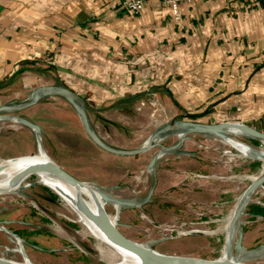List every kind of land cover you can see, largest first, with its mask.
Returning a JSON list of instances; mask_svg holds the SVG:
<instances>
[{
  "label": "crops",
  "instance_id": "crops-1",
  "mask_svg": "<svg viewBox=\"0 0 264 264\" xmlns=\"http://www.w3.org/2000/svg\"><path fill=\"white\" fill-rule=\"evenodd\" d=\"M125 1L0 0V100L21 85L30 99L41 86L69 88L85 99L97 134L120 149H132L142 135L147 143L173 119L243 122L264 132V0H178L180 19L166 0H147L138 14ZM49 98L58 99L50 112ZM25 110L56 146L50 158L104 189L125 190L131 169H148L157 155L104 150L62 96ZM172 135L178 142L180 135ZM219 139L192 134L176 150L160 152L149 206L171 218L204 220L224 204ZM37 142L24 126V151L32 154ZM240 224L243 247L264 254V197L250 200Z\"/></svg>",
  "mask_w": 264,
  "mask_h": 264
},
{
  "label": "rangeland",
  "instance_id": "rangeland-1",
  "mask_svg": "<svg viewBox=\"0 0 264 264\" xmlns=\"http://www.w3.org/2000/svg\"><path fill=\"white\" fill-rule=\"evenodd\" d=\"M30 96L29 92L27 95L24 94L22 85L16 86L6 95V100H0V106L24 102V99L28 101ZM3 100L8 102L3 104ZM56 100L58 99L50 100L49 98L48 112ZM31 112L32 110L24 111L23 109L1 113L12 118L0 120V159L34 155L39 152L38 142L32 154L30 148L29 153L24 151V125L18 119L26 118L25 114L31 115ZM159 128L155 130L158 131ZM170 134L152 142L151 149L154 153L158 155L166 147L176 144L177 137H171L174 135ZM143 136L139 137L138 144L133 143L130 148L146 146ZM166 136L172 139H166ZM215 142L218 143L215 148L219 150V161L226 167L227 176L220 179L224 185L221 188L222 194L226 196H221L220 202H225L224 204L219 205L218 208L209 209L211 212L209 211L210 216L207 215L208 219L190 220L189 216L180 217V215L171 218L165 215L163 208L152 209L149 206L148 201L153 194L151 192L154 190L155 181L152 172L156 164L150 171L145 165H142L140 169L132 168L131 176L122 180L125 190H107L93 182H84L115 197L142 203V206L131 208H117L113 203L105 205L110 215L118 217V227L130 239L148 244L153 249L166 254L221 258L226 254L225 247L228 241L227 233L224 231L226 219L233 213L251 182L261 175L264 167L263 160L247 153L250 150L264 152V141L252 140L250 137L235 133L229 135L227 140L219 139ZM207 145L208 143L204 144V148H207ZM41 146L49 157L53 149L56 151V146L45 137L41 140ZM48 149L51 152H48ZM63 154L68 156L70 153ZM162 156L163 154H159L157 161L162 160ZM164 162L165 160L163 161L165 165ZM61 166L73 176L75 175L73 171L79 170L62 162ZM125 166L127 167L128 164ZM78 177H84V174H79ZM25 185L27 186L23 185L16 192L0 193V257L18 263L31 264H132L136 262V259L126 251L106 241L101 235L89 231L63 196L47 184L40 182L38 176L30 177ZM157 195L158 200L164 202L167 200L164 192H159ZM262 197H264V186L252 195V200L262 202ZM176 202L180 201L176 200ZM241 228L239 224L235 233L232 257L245 264H264V254L261 250H246L242 240L243 252L238 250L237 243ZM196 230L208 234L188 233ZM21 247L28 255V260L23 256Z\"/></svg>",
  "mask_w": 264,
  "mask_h": 264
},
{
  "label": "water",
  "instance_id": "water-1",
  "mask_svg": "<svg viewBox=\"0 0 264 264\" xmlns=\"http://www.w3.org/2000/svg\"><path fill=\"white\" fill-rule=\"evenodd\" d=\"M47 96H62L68 102H70L79 113L80 118L82 119V122L84 124L85 130L88 133V135L92 138V140L104 150H107L115 154H120V155L141 154L152 148L153 146L152 142L154 140L158 139L159 137L168 135L170 133H178L181 138L176 144L166 147L163 152L176 150L177 148L180 147L183 141L186 138H188L189 135L192 134L212 135L220 139L227 140L229 135L239 133L241 135L250 138L264 141L263 131H260L255 127L250 126L243 122L225 121L219 123H206V122H202L198 120H190V119H173L169 124L156 131L150 137L146 146L135 149L116 148L106 143L92 128L86 112V108H89V106L87 105L85 99L81 95L77 94L76 92L72 91L69 88L63 86H54V85L38 87L34 91L31 99L28 101L0 106V120H7L12 118L8 115L1 114L2 112L19 111L26 109L32 106L33 104H35L36 102H38L40 99ZM18 121L24 126L34 131V133L38 137L39 145L41 146V136H40L41 127L38 124L26 118L21 117L18 119ZM252 153L253 154L251 155L253 157H256L257 159H261L264 161V152L254 151ZM159 154L155 155L150 161L148 167L149 170L152 169L156 164ZM3 170L4 167L0 165V173ZM37 174H46L48 176L55 177L71 187H83L86 185V182L78 179L77 177L67 172L61 165H59L50 157L44 162L32 163L25 166V168H23L19 173L15 174L12 177L11 184L15 185L17 183H21L25 179ZM262 186H264V167L261 171V175L251 182V184L242 194L239 202L237 203V208L230 224V232L226 245V254L221 258L209 259V258H202L196 256L175 255V254H166L159 252L153 249L148 244L139 243L137 241L130 239L120 230V228L117 225V222L110 219L106 214V208H105L106 203H113L117 205L119 208L142 206V203H137L132 200H125L122 198H118L111 194H108L104 190L97 188L103 203V213L97 216L94 213L90 212L91 210L89 209H84V210L86 215L90 218V220H92V222H94L104 232V234L113 244L129 252L144 255L143 260L132 264H245L241 262L239 259L236 260L232 257V252L234 250L233 235L234 232H236L239 224L241 223V216L245 210V207L252 199V195ZM4 192L6 191L0 189V193H4ZM241 240H242V234L240 233L239 242L237 243L238 244L237 248L242 253L243 249L241 245ZM0 264H25V263H18L0 257Z\"/></svg>",
  "mask_w": 264,
  "mask_h": 264
},
{
  "label": "bare ground",
  "instance_id": "bare-ground-1",
  "mask_svg": "<svg viewBox=\"0 0 264 264\" xmlns=\"http://www.w3.org/2000/svg\"><path fill=\"white\" fill-rule=\"evenodd\" d=\"M249 154H253L251 150L248 151L247 155ZM48 158L49 156L46 155L42 146L39 145V152L37 154L14 157L10 159H0V165L4 167V170L0 173V189L3 191H6L4 193L18 191L20 187L26 184V182L28 181L30 177L25 179L21 183H17L15 185L11 184L12 177L15 174L19 173L23 168H25V166L32 164V163L44 162ZM36 176L39 177L40 182L47 184V186H50L54 191H56L57 193H60L63 196V198L68 202V205L77 214L79 220L84 224V226L89 231L93 232L94 234L96 233V234L101 235L104 239H106V241L113 244L104 234V232L94 222H92V220H90V218L86 215L85 210H84V209H89L91 210L90 212L94 213L97 216L103 213V203H102V200H101V197H100V194L97 188L89 185L88 183H86V185L83 187H71L69 185H66L59 179L48 176L46 174H37ZM115 207L118 208L117 205H115ZM236 208H237V205H236ZM236 208L234 209L233 213L230 214L226 219V225H225L224 231L227 233V238L229 236L230 224L234 216V213L236 211ZM106 214L108 215L110 219L117 222V218H118L117 216L113 217L107 212V210H106ZM188 233L204 234L203 232L199 230L188 232ZM235 233L236 232H234V235H233L234 239H235ZM205 234H208V233H205ZM99 235L97 236L99 237ZM113 245L122 249L121 247L115 244ZM122 250L126 251L131 256H133L136 259V262L141 261L144 258V255L142 254L129 252L125 249H122ZM225 251H226V247H225ZM21 252L23 256L28 260V255L25 253L22 247H21ZM25 264H31V263L25 262Z\"/></svg>",
  "mask_w": 264,
  "mask_h": 264
},
{
  "label": "built area",
  "instance_id": "built-area-1",
  "mask_svg": "<svg viewBox=\"0 0 264 264\" xmlns=\"http://www.w3.org/2000/svg\"><path fill=\"white\" fill-rule=\"evenodd\" d=\"M147 0H128L124 2V7L135 14L140 13L145 6ZM167 4L172 8L174 17L180 19L178 0H166Z\"/></svg>",
  "mask_w": 264,
  "mask_h": 264
},
{
  "label": "trees",
  "instance_id": "trees-1",
  "mask_svg": "<svg viewBox=\"0 0 264 264\" xmlns=\"http://www.w3.org/2000/svg\"><path fill=\"white\" fill-rule=\"evenodd\" d=\"M250 139L255 140L254 138H250Z\"/></svg>",
  "mask_w": 264,
  "mask_h": 264
}]
</instances>
